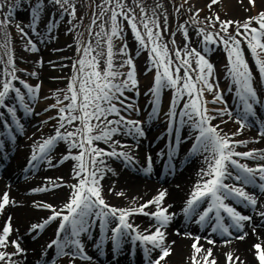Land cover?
I'll use <instances>...</instances> for the list:
<instances>
[{
	"label": "snow or ice",
	"instance_id": "snow-or-ice-1",
	"mask_svg": "<svg viewBox=\"0 0 264 264\" xmlns=\"http://www.w3.org/2000/svg\"><path fill=\"white\" fill-rule=\"evenodd\" d=\"M20 3L21 0H13L12 3L0 0V127L6 129L10 139L15 141L12 125L20 133L25 131L17 104L25 115H39L35 106L41 100L54 98L55 102L44 108L45 113H55L47 117V121H55L53 131L32 141L27 165L36 170L41 164L55 168L65 161L75 162L70 180L47 177L48 184L31 189L37 193L68 188L67 198L62 204L33 201L35 208L48 210L49 214L31 223L27 229L29 233L39 235L47 226L57 222L54 238L42 248L36 264H57L60 258H65L67 264H77L78 260L91 264L93 257L87 253L83 237L93 240L91 229L97 222L100 237L94 241L93 247L100 255L105 254L104 249L110 244L112 255L116 257L130 241L133 248L137 243L142 247L145 264H166V258L173 251L171 244L175 241L169 243L167 229L176 213L170 211L171 204L165 203L167 189L158 191L143 203H138L134 197V206L120 207L107 202L101 183L107 172L116 174L107 160L120 161L126 167H134L138 163L134 149H139L141 140L147 136L146 122L136 118L142 111L138 102H134L140 95V80L135 58L130 54L127 43L129 29L138 44L136 56L147 51L145 71L153 73L151 86L144 93L149 97V122L161 115L163 90H172L164 118L166 134L173 139L168 142L167 151L161 150L157 155L166 157V167L171 168L181 143L191 140L189 155L203 158L198 179L181 208L185 220L199 225L201 230L210 229L212 234L223 237L225 244L231 243L229 238L234 233H239L237 239L244 240L249 235L245 229L250 226L252 234L257 236V242L252 245L253 256L257 264H264V238L257 232L253 215L238 208L251 209L264 221V201L261 199L264 197V149L238 150L239 146L264 140V118L258 115L256 107L264 104V9L243 20L221 19L213 8L218 0H209L206 5L209 15L201 22L199 14L203 9L190 5L187 8L190 13L188 20L177 26L185 43L183 47H175L176 33L168 31L169 14L163 3L157 2L150 7L146 0H99V3L93 0L90 5L93 11L86 29L88 38L84 39L81 32H76L74 37L75 59L69 65H56L49 61L53 67H70L69 76L64 78L66 87L56 89L51 96H41L42 81L31 84L18 75L27 69H21L16 63L9 25L13 23L14 9ZM187 3L188 0H184V4L175 8L178 16ZM248 4L250 8L257 6L256 0H248ZM29 7L31 20L27 27L41 42L55 38L50 34L65 16L68 17L67 24L71 25L68 33L78 27L73 23L78 19L76 0H36L34 4L29 0ZM47 8L58 12L59 17L46 12ZM45 15L48 16L46 31L41 33L37 29L39 24L45 23L42 20ZM79 19L82 21L83 18ZM189 26L195 29L199 48L190 46ZM16 28L21 39L26 38L25 50L38 52L37 43L25 28L19 24ZM166 31L172 37V48L165 39ZM117 41L120 42L118 46ZM213 45L222 47L226 53L227 91L235 93V109L227 106L224 90L214 79L215 65L206 56ZM249 55L255 72L250 66ZM37 64L43 67V58ZM28 75L39 80L37 70L28 72ZM129 91L135 96H128ZM206 92L213 93L211 101L206 99ZM209 103L224 106L209 108ZM224 117L228 120L234 118L239 124L236 132H224L220 127L227 123ZM217 119L219 123H213ZM253 122L258 126L257 137L251 140L234 138L252 127ZM185 126L191 129V133L182 137ZM122 138H131L132 143ZM60 142L67 145V151L54 162L53 153ZM101 142L107 147H101ZM4 143L0 139V148ZM249 160L255 163L249 164ZM152 169L153 157L148 153L141 170L150 174ZM250 187L252 191H249ZM116 194L125 195L123 192ZM18 204L8 191H4L0 195V215L8 207ZM150 206L154 210H149ZM135 215L149 217V226L141 229L134 224L131 218ZM259 227H264V224ZM18 232L13 216L8 215L0 225V264H26L27 249L22 246L23 238L20 235L12 238ZM177 234H180L179 229ZM183 234L193 238L190 264H217L213 248H204L199 243L201 239H207L209 244H214L215 240L187 230ZM9 248L13 250L9 251ZM49 250L54 251L55 258L49 256ZM225 255L226 264H245L232 251Z\"/></svg>",
	"mask_w": 264,
	"mask_h": 264
},
{
	"label": "bare ground",
	"instance_id": "bare-ground-1",
	"mask_svg": "<svg viewBox=\"0 0 264 264\" xmlns=\"http://www.w3.org/2000/svg\"><path fill=\"white\" fill-rule=\"evenodd\" d=\"M247 0H225L224 2L227 4L228 11L230 13H240L245 14L247 13L248 5L246 3ZM259 6H261L264 3V0H256ZM218 50L214 52V56H217ZM36 137L32 139L35 140ZM124 139V138H122ZM130 140V143H132L131 138H127ZM151 142L146 140H141L139 149H134L136 158L138 163L134 167L121 169L120 167H116L115 164L119 161L114 159H109L106 162L108 163L110 168H113L116 172L114 175L113 180L111 181V185L109 187H106L105 184V178L101 181L103 187L105 188V193L108 192V188L111 189V186L114 187V196L110 197V201L114 203L116 206L120 207H128V206H134L133 205V198H137L138 203H143L144 201L150 199L156 193L162 189H167L168 195L165 198L166 204H171L172 208L178 212L177 218L172 221L171 225L168 227V241L171 243L172 241H175L174 244H171V247L173 249L172 253L169 257H167L166 264H190L189 257L192 254V248L191 245L193 243V238L185 236L183 233L184 231H190L196 235H200L202 237H210L211 239H216L218 241V244L216 246L211 245L208 243L207 239H201L199 241L200 244L204 246V248H213V256L217 258V264H226V253L229 251H232L235 253V255H238L241 257V259L245 262V264H257L254 256H253V250L252 245L257 242V236L252 234L251 227H246V231H248L249 235L244 240H239L235 238L234 241H231L229 244L220 243L218 234H212L209 232L210 230H201L200 226L185 220L181 208L183 207L184 201L187 199L188 193L192 190V187L196 180L198 179L197 173L199 169L202 167V162L200 160L191 159V155H187L186 158L182 160H178L183 158V155L185 153V150L187 149L188 143L184 140L179 147V150L177 154L174 157V162L176 163V171H171V168L168 167V175L165 179L160 178L159 174V163L161 162L163 157H159L157 153H159L162 149L160 146H157L156 148H151ZM10 141V140H9ZM25 144V150L31 146V141H26L21 138L20 144L17 146L19 148L21 144ZM150 145V151L144 150V147H147ZM101 147H107L103 143L100 144ZM62 149L60 153L62 154L67 150V147L65 148V143L62 142ZM148 153L152 154L153 157V169L151 174L145 175L141 169L143 166H145L146 162V155ZM19 155L22 154L21 151L18 152ZM114 163V164H113ZM174 163V164H175ZM186 163V167L182 164ZM1 166V164H0ZM175 166V165H174ZM72 168V167H71ZM71 168H68L66 172L68 173L67 176H65L67 179H71ZM49 167L45 164V168L40 172V175L29 182L26 183H7L5 180L0 179V195L4 191H8L11 198H14L16 201L19 202V204L15 207V209H9L8 207L3 215L0 216V225L1 223L6 219L8 215L13 216V224L15 228L19 229V232L21 231V228L23 225L30 226L31 223H35L40 221L42 218L46 217L49 212L48 210L44 209H37L33 206V201H43L45 203H53V204H62V202L67 198L66 192H63L61 188L59 189H52L50 192H37L33 193L31 192V189L34 187H43L46 184H48V181L46 180L47 177H52V175L49 174ZM158 174V178H157ZM155 176V180L153 179ZM173 176V179H172ZM108 177V176H107ZM171 177V180L169 178ZM9 178H12L11 176ZM149 179V180H147ZM165 184V185H164ZM164 185V186H162ZM123 192L124 196H119L116 193ZM111 195L112 191H111ZM143 199H139V198ZM262 201H264V197L261 198ZM239 210L244 212L245 214H251L254 217V222L258 226L257 232L259 233L261 238H264V227H259V225L264 224V221H262L258 215L251 209H244L241 206H238ZM149 210H154L149 208ZM173 211V210H172ZM132 222L134 224H137L143 228H147L150 224V218L144 215H135L131 218ZM173 226L176 227V230L179 229L180 234H177L176 231H170V228ZM17 233V234H18ZM23 233H27V230H25ZM239 235V233H235V236ZM13 238V237H12ZM24 243V242H23ZM88 243V242H87ZM94 242H91L90 245L93 246ZM39 245V244H38ZM10 249V248H9ZM35 251L38 250V246L33 249ZM97 249L94 247V251ZM30 254V250L28 251ZM126 252V249L124 248L121 251V257H124V253ZM155 253H153L154 255ZM129 259V258H127ZM122 258L119 259V262L116 264H121ZM26 264H30L28 261Z\"/></svg>",
	"mask_w": 264,
	"mask_h": 264
},
{
	"label": "rangeland",
	"instance_id": "rangeland-1",
	"mask_svg": "<svg viewBox=\"0 0 264 264\" xmlns=\"http://www.w3.org/2000/svg\"><path fill=\"white\" fill-rule=\"evenodd\" d=\"M225 0H218V3L213 6L214 10L219 13L221 19H237V20H243L246 18L248 15H254L256 14L257 11L260 9H264V3L259 6L257 3V6L254 8H250L248 4V0L246 1L248 8H247V13L241 14L240 13H230L227 8V4L224 2ZM13 0H9V3H12ZM31 2L34 4L36 0H31ZM95 3H99V0H94ZM157 2L163 3L164 7L167 9L168 14H169V29L168 31L170 32H175V40H176V45L175 47H183L185 41L180 32L177 31V26L179 23H184L185 21L188 20V17L190 13H188L187 8L192 5L194 8H201L203 9L200 14H199V19L201 22L205 20V17L209 15V10L206 7V5L209 3V0H188V3L184 5L183 8L180 9V14L179 16L177 15L175 8L178 7L181 4H184V0H146V4L148 6H155ZM77 7H78V19L74 20L73 23L77 24L78 27L71 33L67 32V29L71 27V25L67 24V19L68 17L65 16L64 20L61 21L59 24L58 28L54 30V32L50 35L55 36V42L56 45L54 46L51 44L50 46L43 47L41 50L38 52H28L24 48V43L26 41L25 39H21V34L18 32L16 28V24H19L21 27L25 28V31L28 32L30 29L27 27L28 24L30 23L31 20V13H30V7H29V0H25L24 2L20 3V6L14 9V15L12 17L13 23L9 25V31L11 34V38L14 44V49H15V55L19 56V58L16 59V63L20 68L27 69V73L30 72L31 70H37L38 68L41 70V73L39 75V80L35 81L36 83H39L42 81L41 85V91L44 96H51V93L54 92L56 89H63L66 87V79L65 77H68L70 74V67L66 66L63 69L59 67H53L49 61L53 62L54 64L57 65V58H63L66 57V59H61L63 61H60L58 65L64 64V65H69V62L73 59H75L74 52H75V44H74V37L76 32H81L84 33V39H87V26L90 23V18L91 14L93 11V7H90V5L93 4V0H76ZM17 11L21 12L22 14H17ZM139 10L137 9V12ZM18 12V13H19ZM46 12L52 13L56 18L59 17L58 12H54L53 9L47 8ZM83 18L82 21L79 18ZM48 19V16L45 15L42 17V20L45 21V23H41L38 25L42 30L46 31V21ZM190 30V36H191V47H200L199 44L197 43L198 37L196 35L195 29L189 26ZM168 31L165 33V39L169 41V47L172 48L173 45H171L170 41L172 37L168 35ZM127 38V43L129 46V52L130 54L135 58L139 60V68H138V78L140 80V97L148 99L149 97L145 96L144 93L147 91V89L151 86L152 79H153V73L152 72H146L145 67H146V62H147V51H141L139 56H136V51L138 49V44L134 39L133 34L131 33L130 29L127 31L126 34ZM23 41V42H22ZM21 43L22 49H17V46L15 44ZM119 41H117V46L119 45ZM19 44V45H21ZM50 44V42L48 43ZM68 45H72V47H68ZM16 47V48H15ZM213 50L211 53H207L206 55L209 57L210 61L213 62L215 65V71H214V79L219 81V86L222 89L223 87L221 85L225 84V90L223 92L225 99L230 103L233 101V97L235 95L234 92H229L227 91L228 88V80L226 79V72H225V64L227 63L226 60V53L223 51L222 47H218L213 45L212 46ZM218 50L217 56H214V52ZM26 53L30 56L27 58ZM34 58H37V60H40L43 58L44 64L43 67H39V65H33L31 62ZM31 59V61H30ZM249 63L250 66L252 65L253 61L250 58L249 55ZM253 71L255 72L256 70L253 68ZM18 75L21 76V78L26 80L31 79L32 77H29V75L23 74V72L18 73ZM50 76V77H49ZM59 78V79H56ZM33 79V78H32ZM18 84V82H17ZM19 86V85H18ZM127 94H130L134 96L135 94L131 91H129ZM212 95L213 93L206 92L205 97L207 100L211 101L212 100ZM228 95V97H227ZM172 96V90L171 89H164L162 92V105L161 108L163 110L168 109L169 103L171 100ZM54 98H50L47 101H44L42 103H38L36 106H46L49 103H54ZM224 105H221L219 103L212 104L209 103L208 107L209 108H220L223 107ZM182 107V104H181ZM53 115L55 114L54 111ZM225 120H227V123L221 124L220 127L224 130L225 133H232L236 132L237 129L239 128V124L235 122V119L233 118L232 120H228L227 117H224ZM213 123H219V119L213 121ZM52 123L47 124L46 126H50ZM54 124V123H53ZM53 129L49 128L46 130L45 133H42V130L40 127L35 128V131L38 135H43L46 136L50 131ZM246 132L249 131V129H245ZM244 130V131H245ZM253 137H257L256 134L254 133L253 136L248 135L247 133H243V131L236 137L235 139H244L248 138L251 139ZM243 150V149H242ZM105 184L109 185L110 182L106 179ZM106 185V186H107ZM106 188V187H105ZM68 193V190L66 191ZM104 193V191H103ZM111 195V190L108 188V192L104 194L106 200L112 196H114V191H112ZM111 202V201H110ZM55 231H53L54 235ZM49 237L48 241L51 240L53 237ZM11 251L13 249H10ZM36 263V260H33V264ZM61 264H67L66 261H62ZM77 264H83V262L77 261Z\"/></svg>",
	"mask_w": 264,
	"mask_h": 264
}]
</instances>
